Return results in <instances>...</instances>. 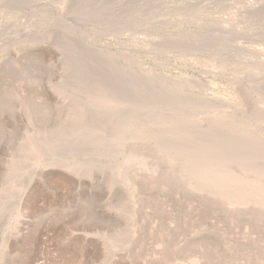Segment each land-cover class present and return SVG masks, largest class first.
Returning <instances> with one entry per match:
<instances>
[{
    "label": "rangeland",
    "instance_id": "obj_1",
    "mask_svg": "<svg viewBox=\"0 0 264 264\" xmlns=\"http://www.w3.org/2000/svg\"><path fill=\"white\" fill-rule=\"evenodd\" d=\"M0 264H264V0H0Z\"/></svg>",
    "mask_w": 264,
    "mask_h": 264
}]
</instances>
